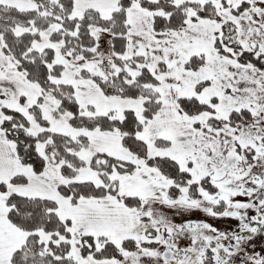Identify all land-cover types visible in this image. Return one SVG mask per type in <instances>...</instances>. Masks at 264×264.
Returning a JSON list of instances; mask_svg holds the SVG:
<instances>
[{"label":"snow or ice","instance_id":"6c2138e0","mask_svg":"<svg viewBox=\"0 0 264 264\" xmlns=\"http://www.w3.org/2000/svg\"><path fill=\"white\" fill-rule=\"evenodd\" d=\"M0 264H264V0H0Z\"/></svg>","mask_w":264,"mask_h":264},{"label":"flooded vegetation","instance_id":"af4514ba","mask_svg":"<svg viewBox=\"0 0 264 264\" xmlns=\"http://www.w3.org/2000/svg\"><path fill=\"white\" fill-rule=\"evenodd\" d=\"M193 218H197V217H193ZM198 218H200V219H204L205 217L203 216V214H199V217H198ZM212 223H216V224H218V226L223 225L222 223H220V222H216V221H213Z\"/></svg>","mask_w":264,"mask_h":264},{"label":"rangeland","instance_id":"374dc122","mask_svg":"<svg viewBox=\"0 0 264 264\" xmlns=\"http://www.w3.org/2000/svg\"><path fill=\"white\" fill-rule=\"evenodd\" d=\"M198 217H199V216H198ZM198 217H197V218H198ZM209 222H213V221H209ZM221 227H223V225H221ZM257 243H259V242H257Z\"/></svg>","mask_w":264,"mask_h":264}]
</instances>
